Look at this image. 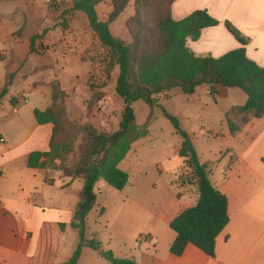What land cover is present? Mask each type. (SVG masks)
<instances>
[{
  "label": "rangeland",
  "instance_id": "rangeland-1",
  "mask_svg": "<svg viewBox=\"0 0 264 264\" xmlns=\"http://www.w3.org/2000/svg\"><path fill=\"white\" fill-rule=\"evenodd\" d=\"M74 1L0 0V35H12L15 41H21L16 49L12 48L11 40L0 49V84L4 76L6 80L10 74L14 76L13 81L20 77L17 89L29 79L33 87L46 90L48 107L52 85L57 84L64 94L59 103L65 108L66 132H75L86 123L98 132H114L121 121L123 106L122 100L113 93L118 68L110 69L107 50L94 36L86 17L71 11ZM96 10L100 20L106 21L112 8L106 2L99 4ZM134 14L135 3L131 2L111 25L114 37L128 40L127 23ZM32 38L37 53L24 56L23 50ZM10 93L14 94L13 90ZM24 96L29 95L25 93ZM244 98L239 90L223 88L218 96L212 97L206 88H200L193 96H185L174 89L168 97H160L158 101L178 118L199 160L215 162L226 149L237 142H247L257 132V129L242 125L238 116H229L241 127L240 135L229 133L227 112L232 106L243 104ZM33 104L31 98L30 106ZM133 111L136 124L143 127L150 108L139 101L133 105ZM152 117L154 121L148 127V135L133 145L119 165L129 175L125 188L115 190L101 181L95 185L96 204L87 219L86 235L97 240L101 249L97 252L89 248L83 250L79 264H109L101 251H111L117 257L135 261L139 250L152 248L142 239L150 234L157 236L159 247H162L169 228L161 223L152 228V219L170 195L182 187L193 191L178 183L188 177L184 159L179 156L183 139L160 115L159 109H153ZM2 129L0 125V133ZM82 187L83 181L74 180L65 189L66 193L52 190L53 202L72 205L77 200L76 190ZM126 196L130 198L128 205L124 204ZM101 208H104L103 215L99 213ZM60 216L59 222L65 225V231H60L56 225L43 228L35 263H65L72 256L78 234L67 225L68 216Z\"/></svg>",
  "mask_w": 264,
  "mask_h": 264
},
{
  "label": "trees",
  "instance_id": "trees-1",
  "mask_svg": "<svg viewBox=\"0 0 264 264\" xmlns=\"http://www.w3.org/2000/svg\"><path fill=\"white\" fill-rule=\"evenodd\" d=\"M176 0H75L71 11L83 14L91 31L107 50L110 69L118 68L114 95L123 102L121 121L114 132H98L91 124L78 127L75 132L64 128L65 108L59 103L64 97L58 85H52L51 105L45 110L34 109L38 125H52V134L46 152H33L27 166L30 169L53 165L64 177L80 179L83 187L78 196L70 227L78 234V244L70 259L62 264H78L83 248L95 252L101 245L86 235V223L95 207V185L104 182L115 190H123L129 181L127 172L119 165L139 140L148 135V127L157 108L183 139L179 156L184 159L188 177L179 184L196 191L197 202L184 209L169 223L176 237L170 253L181 256L187 245H193L206 255L215 254V241L229 222L227 198L215 189L210 174L214 163L201 162L189 143L188 135L182 131L177 117L168 113L159 104V98L179 89L185 96H193L197 89L206 88L215 97L220 89H236L246 96L241 106H234L227 113L230 134L240 130L229 116H238L242 125L264 118V67H260L246 55L248 39L243 37L230 23L226 30L240 47L218 58L199 56L189 47L197 42L205 29L216 27L219 22L206 10H197L186 18L176 21L172 16V5ZM110 3L112 11L106 21L100 20L97 6ZM135 3V14L127 23L128 40L112 35L111 25ZM37 53L35 41H29L28 54ZM10 74L0 88V107L13 83ZM139 101L150 108L143 127L136 124L133 105ZM15 104V100H11ZM154 121V120H153ZM41 160H45L41 162ZM59 164L56 166L55 162ZM2 172L0 171V177ZM103 215L104 208L100 209ZM64 230V225H59ZM109 264H137L133 259L120 258L111 251H102Z\"/></svg>",
  "mask_w": 264,
  "mask_h": 264
},
{
  "label": "crops",
  "instance_id": "crops-1",
  "mask_svg": "<svg viewBox=\"0 0 264 264\" xmlns=\"http://www.w3.org/2000/svg\"><path fill=\"white\" fill-rule=\"evenodd\" d=\"M197 10H206L219 25L205 29L197 42L189 43L195 54L218 58L240 47L224 26L228 22L248 39L247 57L264 67V0H176L172 5V16L180 21ZM10 40L14 49L21 42L15 41L12 35H0V49ZM23 52L24 56L28 54V46ZM18 79L20 77L13 81L0 107L3 128L0 139L4 140L0 143V264H45L35 263L41 232L48 225L60 229V215L66 214V223L70 225L81 190H76L77 200L72 205L53 202L51 191L59 189L66 193L65 189L74 180H82L64 177L53 165L28 168L31 153L48 150L52 125H38L33 115L34 109L43 111L48 107L46 90L33 87L29 79L26 86L17 89ZM4 83L5 76L0 88ZM25 93L29 96H24ZM21 97L27 103L17 106ZM31 98L37 107L30 106ZM11 100H15V104ZM245 101L246 96L243 104ZM245 127L257 129V132L247 142H237L226 149L217 161L212 162L210 180L215 189L226 196L229 216L228 224L216 238L214 256L210 257L190 244L181 256L171 254L169 249L176 235L168 229L162 247L154 234L142 237L152 248L139 250L135 258L137 264H264V118L252 120ZM240 132L237 131L236 136ZM58 164L56 161L55 165ZM196 202V191L189 192L182 187L162 205L152 219L151 227L161 223L169 228L174 217ZM124 204H130L129 196L125 197Z\"/></svg>",
  "mask_w": 264,
  "mask_h": 264
},
{
  "label": "built area",
  "instance_id": "built-area-1",
  "mask_svg": "<svg viewBox=\"0 0 264 264\" xmlns=\"http://www.w3.org/2000/svg\"><path fill=\"white\" fill-rule=\"evenodd\" d=\"M23 103H27V101L24 100V99H20V100L17 101V106H19V105H21ZM3 142H4V140L3 139H0V143H3Z\"/></svg>",
  "mask_w": 264,
  "mask_h": 264
},
{
  "label": "water",
  "instance_id": "water-1",
  "mask_svg": "<svg viewBox=\"0 0 264 264\" xmlns=\"http://www.w3.org/2000/svg\"><path fill=\"white\" fill-rule=\"evenodd\" d=\"M100 254H101V252H100Z\"/></svg>",
  "mask_w": 264,
  "mask_h": 264
}]
</instances>
